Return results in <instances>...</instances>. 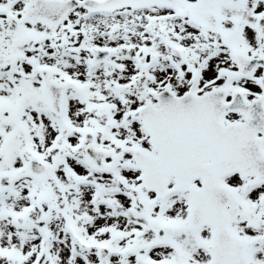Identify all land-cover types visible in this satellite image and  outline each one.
<instances>
[{"label": "snow or ice", "instance_id": "obj_1", "mask_svg": "<svg viewBox=\"0 0 264 264\" xmlns=\"http://www.w3.org/2000/svg\"><path fill=\"white\" fill-rule=\"evenodd\" d=\"M0 264H264V0H0Z\"/></svg>", "mask_w": 264, "mask_h": 264}]
</instances>
